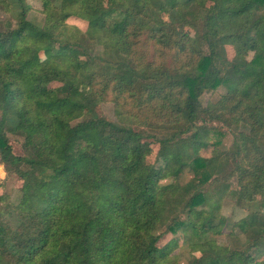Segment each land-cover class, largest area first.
I'll return each mask as SVG.
<instances>
[{
    "label": "trees",
    "instance_id": "obj_1",
    "mask_svg": "<svg viewBox=\"0 0 264 264\" xmlns=\"http://www.w3.org/2000/svg\"><path fill=\"white\" fill-rule=\"evenodd\" d=\"M103 1L38 0L36 24L26 0H0V165L21 181L18 203L0 214V264H167L163 235L193 240L224 222L227 186L216 201L204 193L218 157L198 155L206 123L232 131L225 178L237 206L264 208V0ZM103 101L120 122L96 114ZM183 169L191 177L179 183ZM250 211L232 226L250 238L244 250L193 243L187 264H264L247 254L264 252V214Z\"/></svg>",
    "mask_w": 264,
    "mask_h": 264
},
{
    "label": "rangeland",
    "instance_id": "obj_2",
    "mask_svg": "<svg viewBox=\"0 0 264 264\" xmlns=\"http://www.w3.org/2000/svg\"><path fill=\"white\" fill-rule=\"evenodd\" d=\"M109 1L110 0H104L103 5L107 6ZM26 3L30 7L27 15L28 20L36 24L42 23L43 16L40 12L41 8L38 0H26ZM1 17L2 16H0V18ZM66 24L69 26L76 27L81 33H85L86 31V24L81 20H67ZM100 52L101 49L97 47L94 43L89 42L87 44L86 53L88 55L98 56ZM149 54H151V52H149ZM247 55V59H249L251 57V53H248ZM232 56L233 51L230 47H226L227 60H231ZM50 86L56 87L58 86V84L52 83ZM224 93V88H218L212 92H205L200 96L199 102L202 107H206L208 104L215 103ZM95 112L98 116L103 117L110 122L118 123L122 120L115 112L113 105L106 101L100 102L97 105ZM205 126L209 129V133L205 138H200V142L205 143L207 146L198 149V155L204 158H209L212 153H217L218 157L216 159V174L213 179L209 182V184L204 187V193L207 196L211 197V201H216L214 197H216L217 193L224 186H227L226 192L224 193V195L221 196L219 200L217 209V216L223 218L224 222L222 225L220 224L219 227L215 228L211 233H207L206 235L201 236L199 238H195L193 240H190V238L183 236L182 233H179L178 235L173 237L168 234L163 235L158 240L156 245L158 247L169 245L170 251L168 253L167 264H187L191 262L193 256L197 257V253H199L195 252V249L191 247L193 243L203 244L211 241L217 247H224L229 251L244 250V248L247 247L248 244H250L251 240L250 238L246 240L245 236H241L240 234H238V230L233 228L232 226L237 221L245 218L250 210V212L259 211L260 213L264 214V208H258L255 205L250 206L247 209L237 206L235 202L236 198L233 193L235 189V180L231 177L228 179L225 178L230 175L232 169V165L229 161L230 142L233 138L232 131L229 130L223 123L212 122L206 123ZM133 129L138 131H144L147 134L156 135L158 139L170 133L163 129L159 131H152L145 126L142 127L137 126L135 124L133 125ZM9 141V144L12 147V152L15 155H21V138L14 136V138H10ZM158 150V145L153 143L151 145V155L147 158V163H151L154 166L158 165V158H156V156H158ZM190 177V173L187 170L183 169L179 172L178 175L179 183L186 182ZM170 181L172 180L168 178L162 181L161 184L165 185L168 184ZM20 187L21 181H19L14 175H7L3 169V166L0 165V214H3V208L7 209V207L15 206L18 203L20 197ZM213 207L214 206H205L204 209L210 210ZM178 212V210L172 209L168 215V221L174 218L178 214ZM12 219L13 218L11 216L5 214V220L11 222ZM247 254H249L252 259H254L256 262L264 261V252L261 250L249 248Z\"/></svg>",
    "mask_w": 264,
    "mask_h": 264
}]
</instances>
